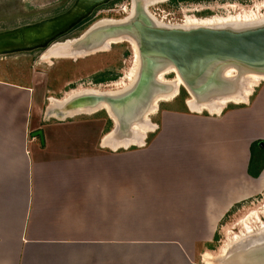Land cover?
I'll use <instances>...</instances> for the list:
<instances>
[{"label":"crops","instance_id":"1","mask_svg":"<svg viewBox=\"0 0 264 264\" xmlns=\"http://www.w3.org/2000/svg\"><path fill=\"white\" fill-rule=\"evenodd\" d=\"M31 80L0 78V264H194L182 245L207 242L208 237H170L174 233L157 230L147 219L188 228L197 220L191 212L196 206L209 210L211 200L199 193L191 174L204 164L181 165L176 159L181 153L191 155L190 146L175 150L169 142L142 143L135 162L133 155H124L125 164L112 177L106 120L43 121ZM37 130L42 138L33 136ZM176 168L190 174L187 183L180 180L181 186ZM240 195L237 185L230 196L221 193L214 203L224 214L233 202L252 194ZM176 212L184 215L171 218ZM141 217L147 221L143 227L136 222Z\"/></svg>","mask_w":264,"mask_h":264},{"label":"rangeland","instance_id":"2","mask_svg":"<svg viewBox=\"0 0 264 264\" xmlns=\"http://www.w3.org/2000/svg\"><path fill=\"white\" fill-rule=\"evenodd\" d=\"M75 1L0 0V32L51 19L68 11ZM133 1L107 0L95 6L84 18L67 28L55 39L47 42L45 46L0 54V78L20 83H26L30 78L32 82L35 81L41 108L40 115L43 121L90 118L97 122L99 119H105L103 128L105 127L109 135L114 131L116 123L107 110L100 109L90 114L79 112L70 116L59 113L56 116H51L49 108L52 99L67 101L86 92L121 93V91L130 88L129 86L132 85L130 77H132L135 68L136 58V53L134 54L131 45L127 42L113 43L106 51H98L81 58H51V64L49 61L44 62L42 58L56 45L79 39L90 27L92 28L102 20L118 22L124 20L133 10ZM140 3L144 5L143 2ZM149 12L158 20L172 25H181L185 20L192 18L207 20L224 18L234 21L259 20L264 18V0L177 2L165 0L149 6ZM83 20L87 21L76 27L77 23ZM175 75L169 72L164 76V79L173 81L176 78ZM190 95L188 89L181 86L177 96L172 100L159 102L157 111L148 117L153 129L146 132L142 143L147 142L152 146L154 141H161L163 145L169 142L175 150L182 149V146L183 149L190 146L191 155L183 154L184 158L181 153L179 154L181 156L176 159L178 163L181 162V165L197 161L198 165L204 164L195 169L192 168L191 174L197 178L192 180L198 183L199 193L210 198L211 201L207 205L209 210L204 211V214L203 204L196 206L191 212H194L193 218L197 220L192 222L194 227L188 228L167 227L164 225L169 224L170 221L147 219L156 224L157 230L174 233L173 236L170 234V237L181 240L208 237L207 242L182 245L186 251L192 254L194 264H204L203 256L205 254L216 257L223 249L231 246L236 239L248 238L249 235L245 234L248 226L245 221H249L252 229L255 230L259 225L252 223L251 220L257 221V218H260L264 223V152L262 153L260 150H264V81L254 87L248 98V103H230L222 109L219 115H211L207 111L192 112L187 105L188 101L193 98ZM189 113L199 117L194 120H185L183 115ZM135 118L127 123L133 122ZM30 125L31 122H29ZM132 126L133 124L130 127L125 125L120 134L123 136L130 133ZM127 128L129 129L127 130ZM136 148L139 146L129 145L126 148L115 150L107 147V166L110 163L113 170L112 177H115L120 166L125 164L126 157L124 155H133L135 162V155L137 152L139 153ZM127 149L131 154L126 152ZM247 153L249 162H247ZM145 159H147L146 156ZM144 162L151 163L150 159ZM183 167L185 169V166ZM175 170L174 174L180 178H178V184L181 186V181L187 183L190 174H185L177 168ZM237 185L241 197L245 193L252 195L246 196L239 202H233L230 208L221 214L222 211L217 208L214 200L221 193L226 197L230 196ZM188 187L186 184L183 185L186 191H189ZM163 190L167 194L170 193L164 186ZM205 195L204 197H206ZM145 208L148 207L145 206ZM255 211H258L259 214L251 217ZM151 213L149 211L145 214L149 216ZM181 215L184 213L176 212L171 218L178 219ZM136 222L142 227L147 223L143 217ZM202 222L203 224H201ZM170 224L177 223L171 221Z\"/></svg>","mask_w":264,"mask_h":264},{"label":"water","instance_id":"3","mask_svg":"<svg viewBox=\"0 0 264 264\" xmlns=\"http://www.w3.org/2000/svg\"><path fill=\"white\" fill-rule=\"evenodd\" d=\"M105 1L107 0H76L63 14L0 32V54L45 46ZM138 13L146 16L137 2L136 14L128 23L101 27L89 35L90 47L105 37L121 33L133 36L138 42L142 66L137 84L123 94L101 98L118 115L122 131L125 125H129L128 121L143 111L155 93L169 90V87L153 80L154 73L162 65L157 60H168L166 65L173 63L189 89L194 92L203 91V97L207 94L205 88L210 82L215 85L220 83L217 67L223 63L241 64L264 72V25L242 30L210 26L158 27L135 19ZM89 101H94L93 97L75 99L69 106ZM60 114L68 115L62 112ZM32 134L42 138L41 130ZM252 264H264V249L253 257Z\"/></svg>","mask_w":264,"mask_h":264},{"label":"bare ground","instance_id":"4","mask_svg":"<svg viewBox=\"0 0 264 264\" xmlns=\"http://www.w3.org/2000/svg\"><path fill=\"white\" fill-rule=\"evenodd\" d=\"M165 0H134L133 10L131 14H129L122 21H108L103 20L98 23V25L91 28L87 31L81 38L75 41H68L67 43L58 44L52 50L48 51L43 56L44 62H51V58H81L85 55L88 56L90 54H94L98 51H106L109 48L110 44L127 42L131 45L134 54L136 53L135 58V68L132 73V77H130V82L132 85L130 88L121 91V93H109V94H100L97 92H86L85 94H81L80 96H76L67 101H58L52 99V104L49 109L51 112L49 115L56 116L60 112L68 115L77 114L79 112H87L94 113L100 109L107 110L111 117L114 119L116 123V127L112 133H110L107 137L108 147L113 149H117L119 147L126 148L129 145H140L142 144L144 135L147 131L153 129V125L150 124L149 116L157 111L158 104L161 101H170L174 97L177 96L179 88L185 87L190 92V96L193 98L188 101L187 105L192 112L201 113L202 111H207L211 115H219L222 109L232 103V104H246L248 103V98L252 94V91L255 86H257L260 82L264 81V72H260L254 70L252 68H248L241 64L236 63H223L217 67L218 74L217 76L220 78V83L218 85L212 84L211 82L205 88L206 95L203 97V91H191L185 81L182 79L181 75L177 71L176 67L173 63L166 65V59L157 60L161 61V69L157 70L154 73L153 80L155 83L169 87L168 91H160L157 92L151 97L148 101L146 107L143 111L138 114L133 120V122L129 123V127L131 124V132L128 134H124L123 136L120 134V124L118 121V115L112 108V106L101 99L107 95L114 96L116 94H123L127 90L132 89L138 82L141 72V55L138 50V42L137 40L127 34L121 33L117 36H109L100 40L96 45L90 47L91 42L87 44L89 41V35L92 31L96 30L100 27L111 26V25H119L128 23L136 14V3H139L140 10L146 15H142L138 13L135 19H140L145 21L146 23L153 24L158 27H180V28H190L196 26H210V27H228L234 30H242L250 27H256L259 25H264V18H260L259 20H242V21H234L233 19H224L218 18L217 20H207V19H187L181 25H172L167 24L165 21L158 20L154 15L150 14L149 6L156 5L157 3L164 2ZM140 2H143L144 5H141ZM142 8V9H141ZM82 40V41H81ZM102 43L100 44V42ZM84 44V45H83ZM86 44L88 46H86ZM100 44V45H98ZM176 74V78L173 81H166L164 76L168 73ZM90 91V90H89ZM93 91V90H92ZM102 92V91H101ZM72 97V96H71ZM84 97H93L94 101L84 102L75 106H69L75 99L84 98ZM99 99V100H98ZM63 110V111H62ZM148 118V119H147ZM136 121V122H135ZM135 122V123H134ZM126 133V132H124ZM264 210V207H263ZM259 212H253L252 216L258 215ZM246 220V219H245ZM247 222V230L245 234L249 235L248 238H244L242 240L236 239L231 246L225 248L221 251V253L214 257L211 254H205L203 256L204 264H252L253 257L259 253L262 249H264V223L257 218V221L251 220L252 223L258 224L257 229H252L249 221ZM259 222V223H258ZM256 232H255V231Z\"/></svg>","mask_w":264,"mask_h":264},{"label":"flooded vegetation","instance_id":"5","mask_svg":"<svg viewBox=\"0 0 264 264\" xmlns=\"http://www.w3.org/2000/svg\"><path fill=\"white\" fill-rule=\"evenodd\" d=\"M105 20H106V19H105ZM86 21H87V20H83V21L77 23L76 27H79L80 25H82V24L85 23ZM102 21H103V20H102ZM100 22H101V21H100ZM96 25H98V23H97ZM96 25H94V26H96ZM94 26H93V27H94ZM76 27H75V28H76ZM93 27H92V28H93ZM100 28H101V27H100ZM90 29H91V28H90ZM90 29H89V30H90ZM97 29H98V28H97ZM89 30H88V31H89ZM101 40H102V39H101ZM88 43H90V41H88L87 44H88ZM101 43H102V41L100 42V44H101ZM87 44H86V46H88ZM100 44H98V45H100Z\"/></svg>","mask_w":264,"mask_h":264},{"label":"trees","instance_id":"6","mask_svg":"<svg viewBox=\"0 0 264 264\" xmlns=\"http://www.w3.org/2000/svg\"><path fill=\"white\" fill-rule=\"evenodd\" d=\"M171 1H176L177 2V1H190V0H171ZM191 1H199V0H191ZM260 150L262 151V153L264 152L263 149H260ZM251 154H252V152H251Z\"/></svg>","mask_w":264,"mask_h":264}]
</instances>
